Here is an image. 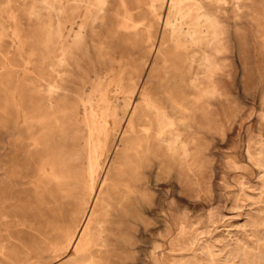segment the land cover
<instances>
[{
  "label": "rangeland",
  "instance_id": "374dc122",
  "mask_svg": "<svg viewBox=\"0 0 264 264\" xmlns=\"http://www.w3.org/2000/svg\"><path fill=\"white\" fill-rule=\"evenodd\" d=\"M114 1L131 20L124 24L116 11L105 15L85 54L65 40L69 24L80 21V10L71 11L73 0H46V7L61 8L59 25L54 13H38L42 0H0V30L8 34L7 41L0 39V264H74L85 210L92 212L86 246L102 220L106 176L109 184L117 177L137 182L139 197L128 209L124 239L130 245L100 264H264V0H228L221 14L225 46L212 53L214 82L202 76L198 47L170 45L162 21L153 22L155 47L148 46L144 32L151 15H129L136 6L146 10L147 0ZM173 1L157 0L162 9L153 12L168 20V29L180 21ZM184 3L185 27L196 29L199 9ZM132 27H138L135 36ZM62 55L74 74L60 66ZM96 73L120 115L131 102L136 129L125 119L111 135L119 124L108 116V134H98L103 148L95 153L90 114L82 113L73 95L82 91L77 76L88 90ZM46 84L73 94L51 96ZM212 86L217 99L208 103L200 90ZM104 106L94 107L101 123ZM162 108L169 121L157 126ZM81 264L98 260L88 256Z\"/></svg>",
  "mask_w": 264,
  "mask_h": 264
},
{
  "label": "bare ground",
  "instance_id": "6f19581e",
  "mask_svg": "<svg viewBox=\"0 0 264 264\" xmlns=\"http://www.w3.org/2000/svg\"><path fill=\"white\" fill-rule=\"evenodd\" d=\"M73 1H74L75 5L74 4H73L74 6L72 5L74 7V9L72 8L73 10H71V11H72V13H75L76 9H78V12L80 10V12L78 14L80 21L79 22L73 21L69 24L65 40L68 42V45L70 48H74V47L79 48V50L83 51V53H85V54H88L87 39L89 38V36L94 34V31H95V28H96L98 22L105 15L110 14L111 11H116L117 15H119L121 17L124 24H126L127 21L130 19V17H127L125 15H121L119 8H118V5L115 3L114 0H94V4H93V5H95L94 10H91L90 7H88L90 4V0H73ZM237 1L235 2L236 5H238ZM184 2H187V3L191 2L192 5H194L196 8L199 9L198 21L196 22L197 23L196 29H195V27L190 29V26L185 27L186 24L184 23L183 20H184V18H186V17H184L185 16L184 12H186V11H185V9L182 8V5H181ZM227 3H228V0H177L176 4H179V7H176V10L175 9L174 10L180 16L179 17L180 21L169 23V29H168V20L166 18H165L166 19L165 20L163 17H161L159 13H158V15L154 14V13H156V12H154L155 9H157V8H159V10L162 9V6L157 7V0H147V3H146L147 9L146 10L145 9L143 10V8H139L140 6H136V7L132 8V10H135V9H137V10H135L133 13L130 12L129 15L130 16L138 15L140 13H148L151 15V17L149 18L150 23L145 26V32H144L146 34L145 36L147 39L148 46L151 49H153L155 47V41L152 39V35H153L152 29L154 27V26H152V24H153V22L158 23L161 21L163 23L162 30H163V32L165 31V33H167V40L166 41L169 42L170 45L176 46L177 49H178V47H182V46H185V47L197 46L198 52L200 53V56H201L200 57L201 58L200 63L202 64V67H201L202 68L201 69L202 76H203V78L210 77V80H212V82H214V80H215L213 78L214 74H210V71L212 69L216 68L215 60H214V57L212 56V53H214V55H217L218 53H220L221 46L222 47L225 46V43L223 44V40H222V36H221L223 34V31L221 29V24H222L221 14L228 11L229 8L226 6ZM239 3H241V2H239ZM212 4H216V7H214ZM41 5L42 6L40 7V11H38L39 14H42L43 16L46 15L48 17L49 13L52 12L55 14V19L58 21V25L61 24V23H59V16H58V14L61 12V8L55 7L54 5H49L46 7V5H47L46 0H42ZM158 5H160V4H158ZM185 6H187V4H185ZM82 8H84L85 13H83ZM188 8H190V7H188ZM42 10H44V11H42ZM239 11H240V8H239ZM187 13H186V16H187ZM126 15H128V14H126ZM171 15L173 16V14H171ZM175 15H176V13H175ZM191 16H194V15L191 14ZM11 17H15V16L12 15ZM177 20H178V17H177ZM193 22L195 23V21H193ZM132 28H134V27H132ZM137 28L138 27L134 28V32H133L134 36L139 33V30ZM17 32H18L17 30H14L11 35L13 37L17 36L16 35ZM57 34H58L59 38H61L63 36L61 34L60 27L58 28ZM6 35H8V34L5 33L3 30L2 31L0 30V39L3 40L4 42L7 41L5 39ZM12 43H14V42L12 41L11 44ZM21 47L23 48L22 45H21ZM0 50H1V52H3V51L5 52V50H2V48ZM21 55H22L21 59L24 60L23 63L26 64L27 61L30 62L29 61L30 58H29V54H28L27 50H23V52H21ZM191 56L193 57V55H191ZM59 63H60V66H66V68L68 67L71 70V72H73L71 64L67 61V59L64 55L61 56ZM25 64H23V65H25ZM189 65H191V64H189ZM217 69H218V67H217ZM73 74H74V72H73ZM51 76H52V74H51ZM77 77L79 78L78 81H80V83H81L82 91L79 94L74 93L75 94V95H73V97L75 99L74 102L75 103L77 102L78 104H80V106H82L81 110H82V113L84 115L90 114L91 121H92V125H91L92 128L89 131V133H90L91 139L93 140V143L95 145V153L99 149L103 148L102 143L99 140L98 134L100 133V134L105 135V136H107V134H108V125H107L108 124V119H107L108 116H111L113 122H117L119 124L118 126H114L113 128H111V132L109 131L111 133V135L116 134L119 131V128L125 119L127 120L128 124L130 126V130L132 132L135 131V129H136V124L134 123L135 122V114L133 111H131L133 106H132L130 101H127V103L125 104V106H126L125 112L123 110L122 114L120 115V112L117 111V106L116 105L113 106V104L111 105L108 100L106 101L107 93L101 87L102 80L104 79L103 77H101L100 75H98L96 73L93 76V78L90 80V88L88 90L84 88L86 81L83 78H80L79 76H77ZM193 80H191V85L195 83V81H193ZM119 81H122V80L120 79ZM57 82H59V81H57ZM60 83H62V82H60ZM116 84H117L116 86H117V91H118V89H120V85H119L120 83L117 82ZM137 85H138V81H136L134 83V87H136ZM47 86H48L47 92L51 96H54L60 92H68L69 96H71L73 94L67 88L61 87L57 84H48ZM48 93L45 95H48ZM114 93H115V91H114ZM141 94H142L143 98L148 101V96H147V93L144 91V87H143V90H141ZM200 95L208 103L214 102L217 99L216 88L214 86H212L210 88H202L200 90ZM47 97H49V96H47ZM101 101L105 102L104 111H103L104 120L102 123L99 122V120L97 118V113L94 110V107L98 106V102H101ZM148 103L152 104V101L149 100ZM142 115L147 116L148 114L145 115V113H142ZM155 117H156L157 126H161V125H163V123L168 122L169 121L168 120V108L167 109L162 108L160 110L158 109L157 113L155 114ZM161 142H162V144H165L168 146V138L167 139L164 137L161 138ZM94 159H95V163H96L98 161L97 155L95 156ZM96 178H97V173H96V169L94 167L92 169V189H90L91 187L89 188L90 190H92L91 197H95L94 195H95V190H96ZM103 179L104 180H103L102 184H105V185H104V189H103V195L100 196L101 199L99 201L100 202L99 217H102V220H100V221L98 220L97 222H95L96 224H95V226L91 232V237H90L91 239L89 242L90 246L89 245L86 246L87 242H85V240L83 239V233H84L85 228H86V226L90 220L92 212L91 211L89 212V208H87V210H85L86 212H84V215H83L84 227L81 228V232H80V235L78 237V240H77L75 246L73 247L75 252L77 253V255L74 259L71 258L74 261V264H81L82 262L85 261V258H87L88 256L89 257H91V256L96 257V259L98 260V264H100L101 260L102 261L103 260H109L111 257H118L123 246L130 245V242L125 241L124 234H125V231L127 228L126 226L128 224L129 216H130L128 213V209L129 208L134 209L136 207V204H137L136 201L138 200V197H139L138 196L139 192H138V188H137L138 183L135 182L134 184H131V183L128 184L125 179H121L120 177H117L116 180L113 181V184H109L107 182V180L110 179L108 176H106ZM94 205H95V203H94ZM151 213H152V210L149 207L150 216H151ZM149 218H151V217H149ZM80 227H81V225H80ZM146 230L151 234V232H152L151 219H149V222L147 223ZM91 247H92V250H90Z\"/></svg>",
  "mask_w": 264,
  "mask_h": 264
}]
</instances>
